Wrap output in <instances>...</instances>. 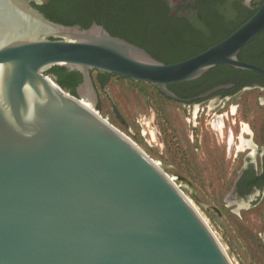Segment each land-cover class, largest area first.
Returning a JSON list of instances; mask_svg holds the SVG:
<instances>
[{
    "label": "water",
    "instance_id": "95a60500",
    "mask_svg": "<svg viewBox=\"0 0 264 264\" xmlns=\"http://www.w3.org/2000/svg\"><path fill=\"white\" fill-rule=\"evenodd\" d=\"M37 4L0 0V264H232L175 182L95 110L91 72L176 98L169 85L215 66L256 70L237 55L264 30V1L224 40L170 64ZM53 66L80 74L75 96L44 74Z\"/></svg>",
    "mask_w": 264,
    "mask_h": 264
},
{
    "label": "flooded vegetation",
    "instance_id": "af4514ba",
    "mask_svg": "<svg viewBox=\"0 0 264 264\" xmlns=\"http://www.w3.org/2000/svg\"><path fill=\"white\" fill-rule=\"evenodd\" d=\"M263 1L141 0V5H152L162 13L156 20V24L161 25L140 43L133 44L163 63H175L173 59L194 56L200 48L224 40L225 32L235 26L233 30L238 29ZM168 26L183 30L187 36L181 40L173 37L168 34ZM237 58L256 70L218 65L194 81L169 85L168 90L176 98L160 92L166 112H170L168 120L172 128L183 127L182 119L174 118L175 112L185 120L187 112L189 116L191 110L197 112L186 120L190 135H171L166 144L176 161L178 146L185 151L190 147L203 158L189 156V153L188 160L199 159L214 168L230 171L233 178L226 199L254 219L257 241L264 249V30L242 47ZM120 125L131 131L127 123L120 120ZM146 131L144 128L140 131L145 140ZM155 135L154 146L165 144Z\"/></svg>",
    "mask_w": 264,
    "mask_h": 264
},
{
    "label": "rangeland",
    "instance_id": "374dc122",
    "mask_svg": "<svg viewBox=\"0 0 264 264\" xmlns=\"http://www.w3.org/2000/svg\"><path fill=\"white\" fill-rule=\"evenodd\" d=\"M44 74L50 76L47 71ZM91 78L98 95L95 108L98 114L128 136L175 182L218 239L231 263L264 264V249L257 241L258 228L254 219L248 212L239 210L226 199L233 178L230 171L214 168L199 159L188 160L189 153V156L203 158L201 153L192 152L190 147L185 151L182 146H178L180 151L174 156L178 158L177 161L170 155L166 139L171 135H190L186 120L192 119L197 113L195 109L189 112L190 116L185 112L186 120L175 112L174 118L182 119L180 123L183 122V127L172 128L168 120L171 119L170 112H166L163 97L153 85L119 76L104 80L97 71L91 72ZM120 120L127 123L131 131L124 130ZM143 128L147 130L146 138L149 143L145 136L140 135ZM154 135L162 142L165 141V144L154 146Z\"/></svg>",
    "mask_w": 264,
    "mask_h": 264
},
{
    "label": "trees",
    "instance_id": "16d2710c",
    "mask_svg": "<svg viewBox=\"0 0 264 264\" xmlns=\"http://www.w3.org/2000/svg\"><path fill=\"white\" fill-rule=\"evenodd\" d=\"M140 3H142L141 0H47L41 5L34 6L53 22L68 26L79 25L81 28H88L92 23H96L102 25L113 36L137 43L144 40L149 33L152 34L158 26L160 27L161 24H156V20L162 15L152 5ZM252 15L253 13L250 16ZM168 27L170 28L168 34L179 40L187 36L183 30ZM233 29L226 31L224 36L232 34ZM206 48V46L200 48L199 52ZM189 56L192 54L173 59V62ZM47 73L56 77V83L62 89L75 96V88L81 81L79 73L67 72L66 69L57 66L51 67ZM99 73L104 80L117 76Z\"/></svg>",
    "mask_w": 264,
    "mask_h": 264
},
{
    "label": "bare ground",
    "instance_id": "6f19581e",
    "mask_svg": "<svg viewBox=\"0 0 264 264\" xmlns=\"http://www.w3.org/2000/svg\"><path fill=\"white\" fill-rule=\"evenodd\" d=\"M88 107H90V105L89 104H87V103H85Z\"/></svg>",
    "mask_w": 264,
    "mask_h": 264
}]
</instances>
